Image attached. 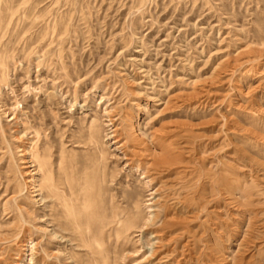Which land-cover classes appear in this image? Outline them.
<instances>
[{
    "label": "rangeland",
    "instance_id": "374dc122",
    "mask_svg": "<svg viewBox=\"0 0 264 264\" xmlns=\"http://www.w3.org/2000/svg\"><path fill=\"white\" fill-rule=\"evenodd\" d=\"M0 232V264H264V0H0Z\"/></svg>",
    "mask_w": 264,
    "mask_h": 264
},
{
    "label": "bare ground",
    "instance_id": "6f19581e",
    "mask_svg": "<svg viewBox=\"0 0 264 264\" xmlns=\"http://www.w3.org/2000/svg\"><path fill=\"white\" fill-rule=\"evenodd\" d=\"M94 127H97V126H94ZM93 128V127H92ZM91 131V130H90ZM100 131V130H99ZM165 131V130H164ZM93 132V131H92ZM95 132V131H94ZM97 132H98V129H97ZM163 133V132H162ZM157 135V134H156ZM157 136H159V133H158V135ZM153 137V136H152ZM155 137V136H154ZM153 137V138H154ZM135 139V138H134ZM138 139H140V138H138ZM157 139H158V137H157ZM162 139V138H161ZM136 140H137V138H136ZM154 140H156V138H154L153 139V141ZM172 140V139H171ZM117 140H115V142H116ZM141 142L142 143H144V145L146 144L145 142H143L142 141V139H141ZM159 142H160V151H159V153H155V149H154V152H151V153H149V154H152L153 153V160H152V158H151V160H152V163H153V165H155V166H158V168H160V167H162V168H164V170H167L168 168H170V166L171 165H173L174 164V162H175V160L176 159H179L177 156H174V154H173V147H172V143H171V141H169V138H165V139H163V140H159ZM140 143V141L137 143L138 145H140L139 144ZM156 143V142H155ZM154 143V144H155ZM158 144V143H157ZM123 145V144H122ZM137 145V146H138ZM144 145H143V147H144ZM185 146V145H184ZM139 147V146H138ZM137 147V148H138ZM141 147V146H140ZM149 149H150V147H148ZM139 149V148H138ZM149 149H144V150H141L140 152H141V154L142 153H144V152H146V151H148ZM22 150V149H21ZM151 150H153V149H151ZM150 150V151H151ZM24 151V153H23V155H25L26 154V152H25V149L23 150ZM27 151V150H26ZM137 151V150H136ZM149 151V152H150ZM140 152H139V154H140ZM157 152V151H156ZM181 152V151H180ZM183 152V151H182ZM28 153V152H27ZM136 153H138V151L136 152ZM135 153V154H136ZM148 153V152H147ZM146 153V154H147ZM185 154V153H184ZM183 154V155H184ZM134 156V155H133ZM144 156H145V154H144ZM135 157V156H134ZM180 157V156H179ZM185 157V156H184ZM181 159V158H180ZM185 160V159H184ZM140 161H142V160H140ZM179 161V160H178ZM181 161V160H180ZM24 162H27V161H24ZM29 162V161H28ZM32 162V166H34L33 165V163L35 162L34 160L33 161H31ZM151 163V162H150ZM176 163H177V160H176ZM182 163V162H181ZM146 164V163H145ZM186 167V166H185ZM139 168V167H138ZM150 169L151 168H153V167H149ZM148 168V169H149ZM37 169H39V170H37ZM37 169H35V170H37V171H35L34 173H33V175H35V174H38L40 171H41V167L40 166H37ZM173 169V168H172ZM158 170V169H157ZM156 170V171H157ZM146 171H147V168H146ZM159 171V170H158ZM161 171V170H160ZM169 172H170V170H168ZM184 171V170H183ZM147 172H149V171H147ZM146 172V173H147ZM162 172V171H161ZM160 172V173H161ZM167 172V171H166ZM165 172V173H166ZM178 172H180V171H178ZM152 173H154V172H152ZM178 174H182V173H178ZM186 174V173H185ZM185 174H182V175H185ZM154 175V174H153ZM160 175V174H159ZM171 175V174H170ZM149 176V175H148ZM152 176V175H151ZM35 177V176H34ZM157 177V176H156ZM167 177V176H166ZM37 178V177H36ZM153 178V177H152ZM152 178H150V179H152ZM154 178H155V176H154ZM168 178V177H167ZM159 179V178H158ZM154 180V179H153ZM247 180V179H246ZM246 180H233L234 182H230L229 184V188H228V190H227V192H225L224 194H225V196L227 197L228 195V199L227 200H229L228 201V203H235V202H238V205L240 206V208L241 207H243V206H247V205H249V204H251V196H252V188H254L255 187V185H253V184H255V183H253V184H248L247 183V181ZM228 181V180H227ZM232 181V180H231ZM31 183V185L29 186V189L31 188V189H33L31 192H34V195H32V196H38V195H43V190H44V187H43V185H42V179H40V181H39V183H36L37 182V180H35L34 178L33 179H29L28 181H27V183ZM163 182H164V180H163ZM163 182H161V183H163ZM224 184H225V182H224ZM226 185H227V183H226ZM201 186V185H200ZM179 187V186H178ZM256 187H257V185H256ZM256 187L254 188V189H256ZM182 188H183V186H182ZM185 188V187H184ZM199 188V187H198ZM231 188V189H230ZM232 188H235L236 190L238 189V190H240L241 192H242V194H243V198L242 199H240V197L242 196L241 195V192H240V194L239 195H241L240 197L238 196V194H237V192L236 191H234ZM30 189V190H31ZM227 189V188H226ZM225 189V190H226ZM186 190V189H185ZM182 191V190H181ZM196 191H198V190H195V192ZM253 191H255V190H253ZM171 192V191H170ZM175 193V192H174ZM178 193V192H177ZM180 194V193H179ZM178 194V196L180 197V195ZM198 194V193H197ZM125 195V194H124ZM169 195V197L171 198V196H170V193L168 194ZM173 195V194H172ZM185 195H187V194H185ZM192 195V194H191ZM201 195V194H200ZM195 196V195H194ZM202 196V195H201ZM43 197V199L42 200H45V196H42ZM168 197V198H169ZM176 197H177V195H176ZM185 197V196H184ZM184 197H183V199H184ZM189 197V196H188ZM187 197V198H188ZM197 197V196H196ZM225 197V198H226ZM253 198H254V196H252ZM167 198V197H166ZM169 198V199H170ZM175 198V197H174ZM190 198H192V201H193V196L192 197H190ZM202 198V197H201ZM253 198H252V201H253ZM126 199V198H125ZM130 199V198H129ZM132 199V198H131ZM139 199V198H138ZM182 199V198H181ZM189 199V198H188ZM240 199V200H239ZM255 199V198H254ZM177 200H179L178 199V197H177ZM186 199H184L182 202L184 203V201H185ZM196 200V199H195ZM203 200V199H202ZM166 201H168V200H166ZM166 201H165V203H166ZM123 202H124V200H123ZM135 202V201H134ZM189 202V201H188ZM199 202V201H198ZM239 202H240V204H239ZM137 203V202H136ZM180 203V202H179ZM203 203V202H202ZM170 204V203H169ZM173 204H175V203H173ZM172 204V205H173ZM189 204V203H188ZM195 204V203H194ZM139 205V204H138ZM171 205V204H170ZM190 205H191V203H190ZM202 205V204H201ZM203 205H204V203H203ZM252 205V204H251ZM251 205H250V207H251ZM135 206H137V205H135ZM176 206V205H175ZM239 206H238V208H239ZM245 206V207H246ZM138 207H140V206H138ZM160 207V206H159ZM172 207V206H171ZM177 207V206H176ZM200 207V206H199ZM244 207V208H245ZM173 208V207H172ZM244 208H242V209H244ZM248 208V207H247ZM123 209H125V208H123ZM170 209V208H169ZM130 210V209H129ZM127 211H128V209H127ZM126 211V212H127ZM156 211V210H155ZM158 211V210H157ZM156 211V213H154L153 214V217L151 218V223H154V224H157L162 218H161V215H160V213H158ZM167 211V210H166ZM170 211H171V209H170ZM175 211V210H174ZM188 211V210H187ZM193 211V210H192ZM168 212V211H167ZM120 213H121V211H120ZM120 213H118L117 215H114L115 217H114V219L113 220H111V221H108V222H106L105 223V220L106 219H101V221L103 222V225H105V226H109V228H110V230H109V235L111 236V234L112 233H114V235L119 239H121V238H123L124 237V234H127L130 230H131V228H134V227H138V225L136 224V222L135 223H133V225L131 224V226L130 225H127V226H121L122 225V222L123 221H121L120 220V218H118L119 216V214ZM124 213V212H123ZM128 213V212H127ZM174 213V212H173ZM178 213V212H177ZM183 212H181L180 214H182ZM196 213V212H195ZM167 214V216H166V218H164L163 219V221H162V226H159L158 227V232H162V230H164V229H170V228H173L176 224H178L179 222H182L181 220H182V218L180 217L179 219H178V217L177 216H173V215H171L170 216V212L169 213H166ZM179 214V215H180ZM190 214V213H189ZM132 215H134V214H132ZM132 215H131V218H132ZM175 215V214H174ZM130 216V215H129ZM135 216V215H134ZM182 216V215H181ZM186 216V215H185ZM197 216H198V214H197ZM126 217V216H125ZM124 217V218H125ZM182 217H184V216H182ZM192 217H193V215H192ZM196 217V216H195ZM195 217H194V219H195ZM242 217H244V216H242ZM94 219V218H93ZM92 219V220H93ZM135 219V218H134ZM138 219V218H137ZM188 219V218H187ZM95 220H96V218H95ZM95 220H93L95 223H97V220L95 221ZM140 220V219H139ZM186 220V219H185ZM192 220V219H191ZM132 221V220H131ZM128 222V221H127ZM134 222V221H133ZM143 222V221H142ZM150 222V221H149ZM189 222H190V220H189ZM125 223V222H124ZM132 223V222H131ZM140 223H141V221H140ZM182 223H184V221L182 222ZM181 223V224H182ZM187 222H185V225H187L186 224ZM126 224H128V223H126ZM142 224V223H141ZM154 224H152V225H154ZM161 224V223H160ZM59 226H61V224H58ZM179 226V225H178ZM147 227V226H146ZM161 227V228H160ZM180 227V226H179ZM234 227V226H233ZM236 227V226H235ZM155 228V227H154ZM156 228H157V226H156ZM184 228V227H183ZM179 229V228H178ZM184 229H186V228H184ZM238 229V228H237ZM237 229H236V231H237ZM151 230V229H150ZM233 230H234V228H233ZM154 231V230H153ZM165 231V230H164ZM235 231V232H236ZM239 231V230H238ZM2 232V231H1ZM1 232H0V235H2L1 234ZM172 232V231H171ZM183 232V231H182ZM234 232V233H235ZM240 232V231H239ZM3 233H5V232H3ZM179 232H177V234H178ZM55 234H58V232H55ZM113 235V234H112ZM160 235H162V234H160ZM235 235V234H234ZM176 236V235H175ZM173 237V238H176V237ZM185 236V235H184ZM60 237H62V238H64L65 236L64 235H61ZM178 237H180V235L178 236ZM19 238V237H18ZM184 238V237H183ZM119 239V240H120ZM168 239H171L172 240V238L171 237H169ZM178 239V238H177ZM181 239H182V237H181ZM29 240H31V239H29ZM161 240V239H160ZM179 240V239H178ZM164 241V240H163ZM173 241V240H172ZM172 241H170V242H172ZM179 243V242H178ZM37 244V243H36ZM171 244V243H170ZM184 244H186V242L185 243H183L182 245H184ZM24 245H26L25 243H24ZM164 245V244H163ZM162 245V246H163ZM176 245V244H175ZM181 245V246H182ZM161 246V247H162ZM185 246V245H184ZM34 247V246H33ZM174 248H175V246H174ZM173 249V248H172ZM176 249V248H175ZM181 249V248H180ZM179 249V250H180ZM185 249V248H184ZM178 251V250H177ZM152 253H154L155 251L154 250H152L151 251ZM157 252V251H156ZM168 252V251H167ZM171 253H173L172 252V250L170 251ZM182 252V251H181ZM183 252H184V250H183ZM182 252V253H183ZM184 254V253H183ZM186 254V253H185ZM169 256V255H168ZM186 256V255H185ZM241 258V257H240ZM244 258V257H243ZM235 259H237V258H235ZM185 260V259H184ZM238 260V259H237ZM241 260V259H240ZM236 261V260H235ZM239 261V260H238ZM237 261V262H238ZM233 262H234V260H233ZM242 262V261H241ZM251 262V261H250ZM249 262V263H250ZM45 263V262H44ZM232 263V262H231ZM236 263V262H235ZM234 263V264H235ZM249 263H247V264H249ZM253 263V262H252ZM239 264H242V263H240L239 262Z\"/></svg>",
    "mask_w": 264,
    "mask_h": 264
}]
</instances>
